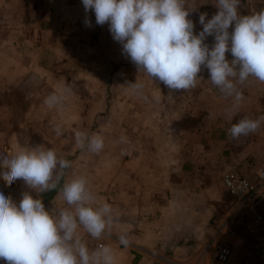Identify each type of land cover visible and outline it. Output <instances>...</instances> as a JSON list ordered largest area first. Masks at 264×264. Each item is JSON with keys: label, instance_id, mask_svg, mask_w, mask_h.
<instances>
[{"label": "crops", "instance_id": "1", "mask_svg": "<svg viewBox=\"0 0 264 264\" xmlns=\"http://www.w3.org/2000/svg\"><path fill=\"white\" fill-rule=\"evenodd\" d=\"M48 1L52 4L46 8L48 17L38 19L26 11L43 6L25 11L28 6L19 4L20 14L33 17L23 25L31 35L22 29V35H7L4 40L16 43L20 50L1 53L15 60L3 75L14 74L16 84L0 86V155L11 157L41 146L70 161L57 189L38 198L50 212L70 208L62 196L63 184L85 177L95 197L92 206L109 204L114 219L109 234L100 238L82 226L78 234L90 250L111 247L114 264H217L223 241L234 243L228 264H262L254 254L255 238L233 215L236 198L229 192L225 174L239 172L255 182L264 170V122L255 133L236 139L230 135L232 125L241 119L264 116V83L250 77L238 85L244 94L238 108H233V98H226L212 84L203 67L195 88L170 90L139 71L123 53L122 44L113 39L109 24H97L94 10L86 12L82 0ZM185 7L190 9L195 34L202 31V13H207V20L219 11L215 0H187ZM261 10L264 0H241L238 8L241 16ZM20 20L24 18L17 16ZM26 43L33 49H23ZM205 43L212 47L214 36ZM35 51L55 69L61 68L47 86H22L25 76L35 83L44 74L27 70L24 74L20 60ZM226 56L234 58L230 52ZM107 72L112 78L110 94L104 84ZM137 81L143 84V96L130 87ZM2 83L7 84V79ZM90 91L94 114L88 116L83 94ZM54 93H63L64 101L49 107L45 99ZM57 126L61 135L56 134ZM76 131L101 135L103 150L93 153L79 148ZM121 137L126 139L122 142ZM0 192L17 205L26 192L37 197L23 180L8 186L0 178ZM121 235L127 245L120 243Z\"/></svg>", "mask_w": 264, "mask_h": 264}, {"label": "clouds", "instance_id": "2", "mask_svg": "<svg viewBox=\"0 0 264 264\" xmlns=\"http://www.w3.org/2000/svg\"><path fill=\"white\" fill-rule=\"evenodd\" d=\"M85 11L94 10L96 23L109 24L113 39L139 71L162 82L170 90H190L197 86L202 67L210 81L226 98H233V108L244 99L238 85L250 77L264 83V10L241 16V0H215L218 13L206 20L202 13L199 34L189 19L187 0H82ZM85 23L91 21L86 18ZM234 23V29H229ZM214 36V45L205 43ZM231 53L232 60L226 54ZM134 94L143 96V84H131ZM146 98V97H145ZM64 95L45 99L49 107L61 105ZM264 122L244 118L233 124L230 135L236 139L255 133ZM57 135L62 131L55 129ZM79 148L99 153L104 148L101 135L75 132ZM126 138L121 137L123 142ZM70 161L43 147L0 155V178L6 185L16 180L37 193L26 192L17 205L0 192V260L5 264H114L115 253L109 246L90 250L78 234L81 226L94 238L109 234L113 224L112 207L104 203L93 207L94 195L85 177L66 181L61 189L70 208L46 210L40 193L57 189ZM120 243L127 245L121 235Z\"/></svg>", "mask_w": 264, "mask_h": 264}, {"label": "rangeland", "instance_id": "3", "mask_svg": "<svg viewBox=\"0 0 264 264\" xmlns=\"http://www.w3.org/2000/svg\"><path fill=\"white\" fill-rule=\"evenodd\" d=\"M7 4V5H6ZM19 4H22L25 11L32 6H36L37 4H39V6H43L42 9H37L35 11H29L27 10L26 12L31 15V14H36L37 19L38 18H42L40 17L41 15L44 18H47V12H46V8L47 7H52V4L49 3L48 0H0V86L3 85H7V86H15L16 84V77L14 74H11L10 72H8L7 76L3 75V71L5 70V68H10L15 64V60L11 59V58H3L1 56L2 54H14L16 53V51L20 50L19 46L17 47L16 43H9V44H5V37L7 35H13L14 37L16 35L21 34L22 35V29H24V31L26 33H28V36L31 35V31L28 32L27 27H24V23H30L29 20H33V17H25L24 13L20 14V8H18L17 6ZM50 4V5H49ZM38 7V6H37ZM38 11V12H37ZM46 12V13H44ZM17 16H20L21 18H24V21L21 22L17 21ZM20 26V27H19ZM33 33V32H32ZM23 45V49L25 48L26 50L29 49H33V47H31L32 44H22ZM32 51V50H31ZM30 52V51H29ZM32 55V57L29 56V54H27V58L20 60V62L24 63L22 64V68L24 70V74L25 71L27 70V72L29 73V71H36V72H42L44 74H41V78H38V81H36L35 83L30 80V76H25L24 78V83L22 84V86H47L48 82L50 79H55L57 77L56 74V70L60 68L57 66V68H54V65L50 62V61H46V60H42L41 57L38 54V51H35ZM37 57V58H35ZM108 64L107 62L104 64V66ZM93 65V63L91 64ZM64 70L67 69L64 67H62ZM107 72V75L104 76L105 82L104 84H106L107 86H109V89H107V91L110 93H112L110 91V86H111V73ZM72 78V76H71ZM109 78V81H107V79ZM7 79V84H3L2 80H6ZM101 79V76H100ZM91 91L87 94H83V99L85 100L84 102L87 104V107L83 110H85L86 115L91 116L92 114H94V111H92V107H90V103H91V99L89 100V98H94V95L90 94Z\"/></svg>", "mask_w": 264, "mask_h": 264}, {"label": "built area", "instance_id": "4", "mask_svg": "<svg viewBox=\"0 0 264 264\" xmlns=\"http://www.w3.org/2000/svg\"><path fill=\"white\" fill-rule=\"evenodd\" d=\"M258 175L259 179L252 182L239 172L228 171L225 181L229 192L236 198L233 215L241 219L242 227L255 238L254 254L264 264V170ZM233 250V242L220 243L215 258L217 264H228Z\"/></svg>", "mask_w": 264, "mask_h": 264}]
</instances>
